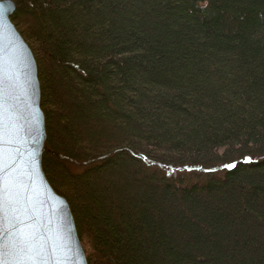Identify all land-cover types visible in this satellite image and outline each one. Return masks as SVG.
Segmentation results:
<instances>
[{"label": "trees", "instance_id": "16d2710c", "mask_svg": "<svg viewBox=\"0 0 264 264\" xmlns=\"http://www.w3.org/2000/svg\"><path fill=\"white\" fill-rule=\"evenodd\" d=\"M11 1L88 264H264V0Z\"/></svg>", "mask_w": 264, "mask_h": 264}, {"label": "water", "instance_id": "95a60500", "mask_svg": "<svg viewBox=\"0 0 264 264\" xmlns=\"http://www.w3.org/2000/svg\"><path fill=\"white\" fill-rule=\"evenodd\" d=\"M14 11L11 0H0V63L15 83L5 112L4 157L28 208L19 226L37 236L49 264H88L69 204L55 193L42 169L46 130L38 69L32 50L11 22Z\"/></svg>", "mask_w": 264, "mask_h": 264}, {"label": "snow or ice", "instance_id": "6c2138e0", "mask_svg": "<svg viewBox=\"0 0 264 264\" xmlns=\"http://www.w3.org/2000/svg\"><path fill=\"white\" fill-rule=\"evenodd\" d=\"M14 87L15 83L0 63V264H49L37 236L19 226L25 223L21 215L27 213L28 208L23 203L22 192L17 191L18 186L10 179L11 165L5 163V112ZM27 199L31 201V197Z\"/></svg>", "mask_w": 264, "mask_h": 264}]
</instances>
